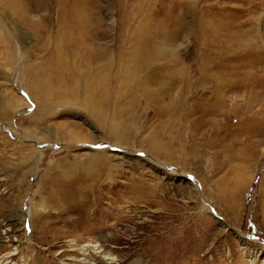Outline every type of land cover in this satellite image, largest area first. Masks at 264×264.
I'll return each instance as SVG.
<instances>
[{"label":"rangeland","instance_id":"374dc122","mask_svg":"<svg viewBox=\"0 0 264 264\" xmlns=\"http://www.w3.org/2000/svg\"><path fill=\"white\" fill-rule=\"evenodd\" d=\"M78 255L264 264V0H0V264Z\"/></svg>","mask_w":264,"mask_h":264},{"label":"bare ground","instance_id":"6f19581e","mask_svg":"<svg viewBox=\"0 0 264 264\" xmlns=\"http://www.w3.org/2000/svg\"><path fill=\"white\" fill-rule=\"evenodd\" d=\"M200 18V17H199ZM204 20V19H203ZM209 22V21H208ZM201 23V22H200ZM210 23V22H209ZM205 29H206V27H205ZM136 46V45H135ZM141 47V46H140ZM138 48V47H137ZM137 50V49H136ZM139 53H140V57H138V64H139V66H141V68L140 69H143V68H145V67H147L149 64H148V57H146V56H144L145 55V52L143 51V48H140L139 50ZM141 54H144V55H141ZM103 69L104 68H102V70H101V72H99L98 73V75H101V74H103V81H102V84H101V86H105L106 84H107V78L105 79V75H104V73H103ZM146 69V68H145ZM145 69H143V70H145ZM107 77V76H106ZM202 77V76H201ZM213 78V77H212ZM207 79H210L211 80V78H207ZM183 81L184 82H188V83H190V82H192L191 81V77H188V76H186V75H183ZM214 86V85H213ZM216 86V85H215ZM104 88V87H103ZM229 90V89H228ZM217 91V90H216ZM215 91V92H216ZM85 192V191H84ZM83 194V193H82ZM75 197H76V195H74ZM78 257H79V255L78 256H72V257H70V258H68V260H70V262L69 263H66V264H77L76 262H80V258L78 259ZM83 260V259H82ZM75 262V263H74ZM83 262V261H82ZM95 264H111L110 262H109V259L108 258H106V257H100L99 259H98V261L95 263Z\"/></svg>","mask_w":264,"mask_h":264}]
</instances>
